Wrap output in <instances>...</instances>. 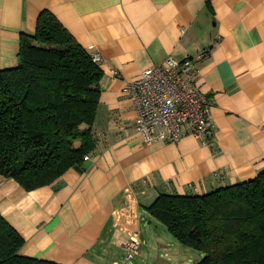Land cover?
<instances>
[{"label": "crops", "instance_id": "crops-1", "mask_svg": "<svg viewBox=\"0 0 264 264\" xmlns=\"http://www.w3.org/2000/svg\"><path fill=\"white\" fill-rule=\"evenodd\" d=\"M43 11L100 55L103 77L96 147L80 168L30 191L0 175V214L24 238L19 253L114 264L137 233L139 253L145 242L153 250L149 264H190L147 207L160 194L203 195L264 171V0H0V69L19 64L21 34H34ZM168 56L192 59L193 82L211 99L207 144L190 133L149 144L135 129L124 84ZM161 246L167 259L153 255Z\"/></svg>", "mask_w": 264, "mask_h": 264}, {"label": "trees", "instance_id": "trees-1", "mask_svg": "<svg viewBox=\"0 0 264 264\" xmlns=\"http://www.w3.org/2000/svg\"><path fill=\"white\" fill-rule=\"evenodd\" d=\"M103 71L48 11L34 34L20 37L19 64L0 69V175L30 191L96 147L93 125ZM147 212L184 247L194 264H264V171L203 195L160 194ZM24 238L0 214V264H58L21 255Z\"/></svg>", "mask_w": 264, "mask_h": 264}, {"label": "built area", "instance_id": "built-area-1", "mask_svg": "<svg viewBox=\"0 0 264 264\" xmlns=\"http://www.w3.org/2000/svg\"><path fill=\"white\" fill-rule=\"evenodd\" d=\"M92 57L96 62L101 59L98 53ZM195 72L192 59L168 56L160 65L146 68L139 77L125 82L123 91L136 110L135 129L147 143H176L188 133L203 144L208 143L212 132L211 99L194 84ZM112 74L117 72L112 70ZM140 247L138 234H131L122 260L114 264H126L139 253Z\"/></svg>", "mask_w": 264, "mask_h": 264}, {"label": "rangeland", "instance_id": "rangeland-1", "mask_svg": "<svg viewBox=\"0 0 264 264\" xmlns=\"http://www.w3.org/2000/svg\"><path fill=\"white\" fill-rule=\"evenodd\" d=\"M162 226V225H160ZM148 228H151V226L148 223H145V225H143V227H141V237L147 241L148 237L151 238L152 233L147 232V230H149ZM164 227L162 226L161 229H163ZM163 232V231H162ZM165 234H167V236H169V238L171 239V242L174 246H177V241L175 240V238L170 235L168 232H166ZM164 244H166L164 242ZM150 243L149 242H145L143 245V250L137 254L133 259H131L129 262H127L126 264H149L150 259L148 257V252L153 251L152 249H150ZM182 246V245H180ZM160 247V246H159ZM159 247H155V251H154V256L155 257H159V258H163V259H167L165 254V250L163 249V246H161V248ZM182 252H185L186 255L185 257L188 259L186 261L190 262V264H194L197 261H199L202 257L203 254L199 251L190 249V248H186V247H178Z\"/></svg>", "mask_w": 264, "mask_h": 264}, {"label": "water", "instance_id": "water-1", "mask_svg": "<svg viewBox=\"0 0 264 264\" xmlns=\"http://www.w3.org/2000/svg\"><path fill=\"white\" fill-rule=\"evenodd\" d=\"M142 217H143V219H145L144 216H142Z\"/></svg>", "mask_w": 264, "mask_h": 264}]
</instances>
